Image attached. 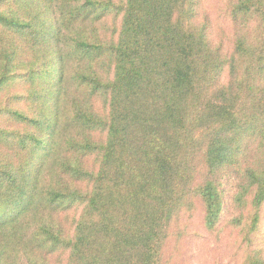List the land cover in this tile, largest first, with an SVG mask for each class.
<instances>
[{
  "label": "trees",
  "instance_id": "trees-1",
  "mask_svg": "<svg viewBox=\"0 0 264 264\" xmlns=\"http://www.w3.org/2000/svg\"><path fill=\"white\" fill-rule=\"evenodd\" d=\"M226 1L229 46L201 0H0V264H161L191 193L260 223L264 0Z\"/></svg>",
  "mask_w": 264,
  "mask_h": 264
},
{
  "label": "rangeland",
  "instance_id": "rangeland-1",
  "mask_svg": "<svg viewBox=\"0 0 264 264\" xmlns=\"http://www.w3.org/2000/svg\"><path fill=\"white\" fill-rule=\"evenodd\" d=\"M200 16L208 20L209 32L216 42H231V27L226 0H201ZM205 174L197 172L196 179L201 181ZM193 210L180 215L171 227V236L161 248V264H240L252 249L264 243V208L262 218L257 222L247 237L238 233L234 217L238 210L232 204L231 193L226 196L219 222L215 231L205 229L202 206L196 195L191 193ZM246 212V211H245ZM248 214L243 213L245 220Z\"/></svg>",
  "mask_w": 264,
  "mask_h": 264
}]
</instances>
